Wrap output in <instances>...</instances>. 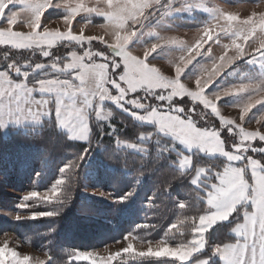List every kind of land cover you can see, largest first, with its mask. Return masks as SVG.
<instances>
[{
	"label": "rangeland",
	"instance_id": "obj_1",
	"mask_svg": "<svg viewBox=\"0 0 264 264\" xmlns=\"http://www.w3.org/2000/svg\"><path fill=\"white\" fill-rule=\"evenodd\" d=\"M142 2L143 0H0V47L23 51L38 49L40 57L50 61L49 64H37L31 70L12 66L10 74L0 71L2 73L0 75L2 136H7L10 128L25 125L39 126L44 120L50 119L58 130L65 133V129L58 126L57 118L65 124L75 121L78 125L76 133L83 135L91 120L108 123L112 119L108 110L110 106L120 109L127 115L129 112L124 109H129L137 116H146L154 108L152 123L133 119L140 124L153 126L158 135L170 140L173 151L179 155L176 167L181 171L193 168L194 154L209 158L218 157L224 161V164L226 161L220 155H207L197 147H193L191 152H188L179 143H175L173 135L178 134L179 130L171 124L172 116H177L183 121L190 120L197 129L205 132L218 133L225 151L231 152L234 147L241 145L243 140V147L247 148V151L237 153L243 156V159L237 162V167L248 164L249 157L264 161V152L253 151V149H264V142L259 139L244 140L241 133L242 127L249 133L264 134V119H261L264 117V104L257 105L243 122L240 119L239 107L248 96L256 93L249 91L236 96H225L219 101L215 95L228 88L250 84L258 85L259 90L264 91V70L255 63L247 62L253 59L252 55L246 54L244 59L235 62L207 89L205 94L207 100L216 105L219 116L206 108L199 97L194 100L184 95L182 99L174 98L170 104L156 99V96L162 92L167 95L169 91H172L171 88L157 89L154 94L144 90L137 93L135 97L131 94L125 95L120 100L122 107H118L109 99L101 100V96L105 95L104 88L110 89L113 96L120 95L110 81L114 80L120 83L121 87H125L119 81L117 73L112 71L115 64H120L121 69L124 67L121 57L116 55L117 49L111 47L118 34L126 31L134 32L135 36L127 45L126 51L132 56L142 57L144 51L161 38L176 37L191 44L198 30L212 24L223 25L221 19L223 16L237 17L241 22L234 24L231 34L220 31L219 42H209L210 44L205 46L201 54L182 73L181 80L184 87L194 90L196 87L194 81L204 71L210 70L213 61L224 54V45L229 44L236 33L246 34L249 31L250 25L242 21L249 18H264V2L243 4L239 3V0H159V3H156L153 0L152 7L136 21L131 17L137 12V6ZM58 13L62 16L57 19L48 18L49 14L57 15ZM261 42H264V33L257 32L248 41L249 50L258 47ZM185 50L183 47L161 45L150 54L148 62L154 65L161 75L172 77L174 75L172 68L179 62ZM254 55L259 54L254 53ZM64 58L67 60L65 61ZM71 63L93 66L98 74L102 75L106 72L109 76L98 83V77L90 75L86 83L81 84L74 79L81 69L79 67L67 69V65ZM104 65H107L106 69ZM36 73L47 77L34 84H27L28 75ZM10 75L20 80L16 81ZM65 81L70 82L74 87L69 88ZM176 92H182V89L177 87ZM135 98H138L140 104L148 107L136 109L125 103ZM178 109L182 111H177ZM139 141L150 142L151 138L140 136ZM126 145H133V147L129 148ZM121 146L137 153L143 151L142 147L134 144L121 143ZM185 156L190 157L191 165L181 167L180 162ZM201 170L205 171L202 173ZM209 172L212 174L210 175ZM215 173L216 171L210 167L194 169L191 184L204 191L205 209L186 243L168 245L165 241L141 242L135 237L127 236L121 242L80 254L91 253L103 258L106 264H112L121 255L128 253L140 255L152 248L160 255L140 256L168 258L176 264H202L205 260L208 264L214 260H218V264H264V168L257 169L255 173L245 169L244 178L248 186L243 188L237 186L232 189V195L239 199L235 210L239 207L243 209L241 222L230 230V236L234 238V241L211 247L208 249L209 256L201 257V254L206 251L205 239L209 229L216 224L227 222L235 212L228 206L217 209L208 205L209 194L213 191L212 185L217 182ZM210 177L215 179L213 183L208 182ZM193 180L197 182L193 183ZM3 181L5 178L0 176L1 188L8 189L6 181ZM31 191L35 190L18 193L19 202L15 210L0 209V216L18 221L15 218L17 216L21 219H30L28 217L35 215L26 212L31 201L26 202V207H20L22 203H25L23 196ZM241 191L243 199L239 195ZM85 194L93 198L109 200L108 195L99 189L86 188ZM221 216H227V219L216 223V218ZM201 239L204 241L203 249L197 250ZM130 244L134 250L125 251ZM5 245L7 252L4 251ZM217 247L225 249L223 260L219 254L213 255V250ZM13 252L16 253L15 258L11 255ZM25 257L30 258L31 264H41V261L43 264L50 263V259L44 253L31 250L12 234L6 233L0 236V264H17V260L23 261ZM112 257L115 259H111ZM72 261L90 264L88 260H76L74 257Z\"/></svg>",
	"mask_w": 264,
	"mask_h": 264
},
{
	"label": "trees",
	"instance_id": "obj_2",
	"mask_svg": "<svg viewBox=\"0 0 264 264\" xmlns=\"http://www.w3.org/2000/svg\"><path fill=\"white\" fill-rule=\"evenodd\" d=\"M258 2L264 0H239L243 4ZM61 16L49 14L48 18ZM40 55L38 49L0 47V71L10 74L12 66L31 70L37 64L50 63ZM45 77L31 74L26 83L31 85ZM108 110L112 115L108 123L90 121L92 132L85 143L68 140L51 119L39 126L10 128L5 137L0 130V176L8 186L3 189L0 183V209L14 211L19 202L18 193L45 191L57 179L65 180L59 202L34 200L26 209L28 214L35 215L55 211V216L18 221L0 216V236L12 234L31 250L44 253L50 259L49 264H87L72 261V254L100 249L127 236L141 242L165 241L168 245H181L190 239L205 209L204 191L191 184L194 169L210 167L218 172L224 161L194 154L193 168L181 171L176 167L179 155L173 151L169 139L120 109L110 106ZM140 136H148L151 141H139ZM117 140L138 145L143 151L117 147ZM81 155L83 159L75 169L60 171ZM214 180L210 177L208 182ZM86 188L103 191L109 200L86 195ZM242 210L237 208L227 222L209 229L206 251L201 257L209 256L211 247L234 241L230 230L241 222ZM112 264L176 262L128 253L117 257ZM211 264H218V260Z\"/></svg>",
	"mask_w": 264,
	"mask_h": 264
},
{
	"label": "snow or ice",
	"instance_id": "obj_3",
	"mask_svg": "<svg viewBox=\"0 0 264 264\" xmlns=\"http://www.w3.org/2000/svg\"><path fill=\"white\" fill-rule=\"evenodd\" d=\"M156 3H159V0H155ZM153 5V0H143V2L137 6V12L132 15V19L138 21L140 16L143 13L151 8ZM223 25L217 23L204 27L197 31V36L191 44L186 43L182 39H178L176 37H168L161 38L157 43L151 45L150 48L144 51V55L142 57L132 56L129 52L126 51L127 45L135 36L134 32L126 31L117 35L115 42L111 45L117 49L116 55L121 57V63H123L124 67L121 69L120 64H115L112 67V71L116 72L118 75V79L122 82L125 87H121L120 83L112 80L110 81L113 87L120 94L119 96L111 95V90L108 88H104V96H101V100L109 99L112 103L117 104L118 107H122L120 104V100L123 99L125 95L131 94L132 96H136L137 93L148 90L152 94L155 93L157 89L167 90L169 88L172 91H169L167 95H164L163 92L156 96L158 101H165L167 103H171L172 100L182 99L184 95H188L192 99H196L199 97L204 106L209 108L213 113L219 116V111L216 105L211 104L207 100L206 91L207 89L219 78L227 69H229L235 62L244 59L245 55H252L253 59L248 60L249 64H257L261 70H264V42H261L258 47H255L252 50H249L248 41L252 39L253 36L257 32L264 33V18L261 19H253L249 18L246 21H242V23H246L250 25V29L246 34L236 33L234 38L231 39L229 44L224 45L225 52L218 59H215L211 65L210 70L204 71L195 81V89H187L183 85V81L181 80V75L186 69V67L192 63V61L201 54L202 50L205 49L206 45H209V42H219L218 36L220 31H224L228 34H231V28L235 23H240L238 18L232 15H226L222 18ZM123 28V24H121ZM161 45H170L185 48V52L180 56L179 62L175 64L172 68V72L174 75L172 77H165L159 73V71L148 62V57L152 52H155L158 47ZM254 53H258L256 56ZM47 55V53H45ZM75 67H79L81 69L80 73L74 77L75 80L79 81L81 84L86 83L89 76L98 77V83L100 81H104L109 76L108 73L98 74L93 66L71 63L67 65V69L71 70ZM105 69L107 65L103 66ZM2 75V73H0ZM65 84L69 86V88L74 87L70 82L65 81ZM179 87L182 89V92H176V88ZM249 91H253L256 94L250 95L246 99V101L239 107L240 111V119L243 122L245 117L257 107V105L264 104V91L259 90L258 85H243L240 87H233L225 89L222 92L215 93L217 101L222 99L225 96H236L242 93H246ZM125 103L132 105L133 108L136 109H144L148 107L147 105L140 104L138 102V98L129 99L125 101ZM129 112V115L133 116V118L141 120L145 123H152V117L155 114V109L153 108L152 112L148 113L146 116H137V114L129 109H124ZM182 111V110H177ZM223 120V118H221ZM264 119V117H261ZM58 126L62 129H65L66 138L70 141H88L90 137V133L92 132V128L89 125L86 126V132L83 135H79L76 133V128L78 127L77 123L73 121L72 123L65 124V122L60 121L57 118ZM171 124L174 125L179 131L178 134L173 135V139L175 143H179L183 148H185L188 152H191L193 147L199 148L201 152L206 153L207 155H220L222 156L226 163L223 168L215 173L216 183L212 185L213 191L209 194L207 203L210 207L221 208L223 206H228L231 208V211H235V205L239 203V199H236L232 195V189L234 187H247L248 182L245 180V169H250L253 173L256 172L259 168H264V161L253 160L251 157L248 158V164H245L243 167H237V162L243 159L242 155H237V153L247 151V148L243 147V140L241 145H238L233 148L231 152L225 151L223 147L222 141L219 140L218 133H209L203 130L197 129L195 125L189 121H183L177 116L171 117ZM111 127V126H110ZM239 127V125H238ZM171 130V129H170ZM241 133L244 140H255L259 139L261 142H264V134L259 132L249 133L246 132L241 127ZM212 145H215L214 147ZM116 146L120 147L121 142L119 140L116 141ZM131 148L133 145H126ZM253 151H261L264 152V149H253ZM83 159L81 155L76 161L70 162L66 165L65 168L61 169L62 173L68 171L69 168L75 169L78 166L79 160ZM181 167L185 165H191V159L188 156H185L184 159L180 162ZM205 170H201L203 173ZM196 183V180L192 181ZM65 185L64 179H57L55 183L52 185L50 190L45 191L43 193L37 191H31L30 193L23 196V201L20 205L21 208L27 206L26 202L39 200L51 203L53 201H60L63 193V186ZM240 198L243 199V192H240ZM67 201L65 200L64 203ZM57 213L55 211H48L41 213L39 215H33L28 217L30 219H38L40 216H55ZM230 214V213H229ZM16 219H21L20 216L15 217ZM203 219V217L201 218ZM227 216H221L216 218V223H220L223 220H226ZM204 246V241L201 239V242L197 248V250H202ZM159 247V245H157ZM227 247V246H226ZM234 247V246H233ZM133 247L130 244L125 251H133ZM4 251L7 252L8 249L5 245ZM224 248L217 247L213 250V255L219 254L221 259H224ZM11 255L15 258L16 253H11ZM73 257L76 260H88L90 264H106L103 258H100L94 254H80L73 253ZM140 255H155L159 256V252L153 251L152 248H149L147 252H142ZM111 259H115L112 257ZM17 264H31V260L29 257H25L23 261L17 260ZM41 264L43 262L41 261ZM202 264H208V261L205 260Z\"/></svg>",
	"mask_w": 264,
	"mask_h": 264
},
{
	"label": "clouds",
	"instance_id": "obj_4",
	"mask_svg": "<svg viewBox=\"0 0 264 264\" xmlns=\"http://www.w3.org/2000/svg\"><path fill=\"white\" fill-rule=\"evenodd\" d=\"M130 43V42H129Z\"/></svg>",
	"mask_w": 264,
	"mask_h": 264
}]
</instances>
